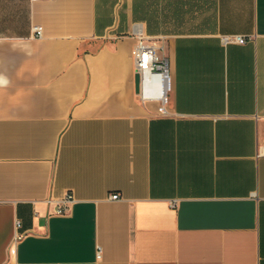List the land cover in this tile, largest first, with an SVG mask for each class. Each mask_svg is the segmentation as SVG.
I'll return each mask as SVG.
<instances>
[{
  "label": "crops",
  "instance_id": "crops-1",
  "mask_svg": "<svg viewBox=\"0 0 264 264\" xmlns=\"http://www.w3.org/2000/svg\"><path fill=\"white\" fill-rule=\"evenodd\" d=\"M137 27L166 115L135 94ZM263 147L264 0H0V264H264Z\"/></svg>",
  "mask_w": 264,
  "mask_h": 264
},
{
  "label": "built area",
  "instance_id": "built-area-1",
  "mask_svg": "<svg viewBox=\"0 0 264 264\" xmlns=\"http://www.w3.org/2000/svg\"><path fill=\"white\" fill-rule=\"evenodd\" d=\"M33 34L36 38L42 37V27L35 26ZM136 43L131 50L134 65V75H139V89L135 93L140 102H158L159 113L166 115L169 94L172 91V78L169 70L168 58L165 55L164 44L158 39L146 36L140 27L133 33ZM242 42L241 38L236 39ZM264 156V147L261 151ZM110 199H118L117 195ZM74 202L72 194H65L61 198L48 199L47 203L54 206L53 215L65 216L69 213V206ZM19 223L17 222L16 225Z\"/></svg>",
  "mask_w": 264,
  "mask_h": 264
},
{
  "label": "rangeland",
  "instance_id": "rangeland-1",
  "mask_svg": "<svg viewBox=\"0 0 264 264\" xmlns=\"http://www.w3.org/2000/svg\"><path fill=\"white\" fill-rule=\"evenodd\" d=\"M211 7L210 5L208 6H204L201 5L200 3V17L197 20H193V23H191L190 21L187 22L186 25L182 26L183 29H192V30H204L207 31V29L209 28L210 25V20H211ZM207 18V22L204 23L206 21ZM157 39V38H154Z\"/></svg>",
  "mask_w": 264,
  "mask_h": 264
},
{
  "label": "water",
  "instance_id": "water-1",
  "mask_svg": "<svg viewBox=\"0 0 264 264\" xmlns=\"http://www.w3.org/2000/svg\"><path fill=\"white\" fill-rule=\"evenodd\" d=\"M134 88H135V93H138V89H139V75L138 74L134 75Z\"/></svg>",
  "mask_w": 264,
  "mask_h": 264
},
{
  "label": "trees",
  "instance_id": "trees-1",
  "mask_svg": "<svg viewBox=\"0 0 264 264\" xmlns=\"http://www.w3.org/2000/svg\"><path fill=\"white\" fill-rule=\"evenodd\" d=\"M152 20H153V18H152ZM204 23H206V22H204ZM153 27H157V21L156 22L153 21L152 23H148V32L149 33L153 32Z\"/></svg>",
  "mask_w": 264,
  "mask_h": 264
}]
</instances>
